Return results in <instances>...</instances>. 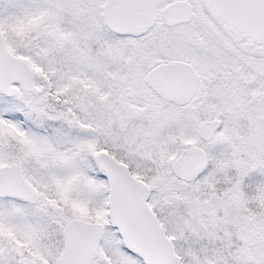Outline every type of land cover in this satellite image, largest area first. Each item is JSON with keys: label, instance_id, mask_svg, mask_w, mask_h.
I'll use <instances>...</instances> for the list:
<instances>
[{"label": "snow or ice", "instance_id": "snow-or-ice-1", "mask_svg": "<svg viewBox=\"0 0 264 264\" xmlns=\"http://www.w3.org/2000/svg\"><path fill=\"white\" fill-rule=\"evenodd\" d=\"M0 264H264V0H0Z\"/></svg>", "mask_w": 264, "mask_h": 264}]
</instances>
